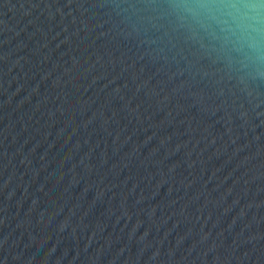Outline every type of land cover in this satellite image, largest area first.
Returning a JSON list of instances; mask_svg holds the SVG:
<instances>
[{
	"label": "water",
	"instance_id": "1",
	"mask_svg": "<svg viewBox=\"0 0 264 264\" xmlns=\"http://www.w3.org/2000/svg\"><path fill=\"white\" fill-rule=\"evenodd\" d=\"M0 264H264V0H0Z\"/></svg>",
	"mask_w": 264,
	"mask_h": 264
}]
</instances>
